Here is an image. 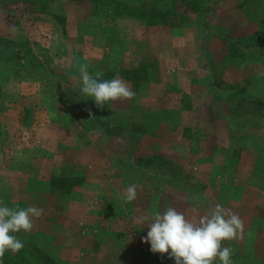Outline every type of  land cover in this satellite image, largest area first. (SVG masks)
<instances>
[{
    "label": "crops",
    "instance_id": "1",
    "mask_svg": "<svg viewBox=\"0 0 264 264\" xmlns=\"http://www.w3.org/2000/svg\"><path fill=\"white\" fill-rule=\"evenodd\" d=\"M96 2L99 0H52L44 12V23L51 25L46 28L53 29L45 32L44 28V39L57 37L60 44L52 50L46 46L44 53L57 55L58 66L67 55L74 57L84 54L90 74L102 73L101 79L105 80L122 79L135 93L130 100L109 101L102 108L95 105L92 97L84 95L86 111H105L112 120L108 135L115 124V136H107L106 130L101 128L96 130L93 127L85 131L86 126L81 125L82 117L73 113L75 126L67 136L84 137L98 132L111 142L107 145L102 143L103 148L98 141L90 139L88 144L83 142L71 148L64 140V123L58 119L52 128L53 114L43 107V101L35 93V86L43 81L42 77L33 79L14 73L5 79L0 78V194L1 186L8 185L11 202L20 203L22 208L30 206L34 198L57 197L65 200L61 201L62 206L56 208L58 211H52L57 212L58 216L63 213L61 218L50 223L33 218L34 226L30 231L44 236L37 244L41 248L44 241V248L53 262H89L90 254L98 245L99 238L96 236L102 231L104 239L120 235L122 249L136 255L135 243L130 242L129 228H126L130 222L128 216L134 211L135 200L125 203L119 199L122 191L117 193L116 202L113 203L117 207L106 217L108 220L121 219L112 224L111 220L108 224L103 223L104 227H98L100 233H94L97 231L93 227L95 219L108 207H113L106 198L102 203L103 208H99L101 211H88V208L84 211L83 216L87 215V222L92 224L89 223V231L84 230L82 235L73 227L80 218L79 213H75L70 200L67 201L69 197L74 198V191L70 195L60 194L59 191V194L52 196L51 190L44 195L29 190V184L34 180L43 186L47 182L53 183L54 179L64 183L70 163L76 167L73 174L77 182L80 180L79 183L85 180L89 185L99 182L113 184L115 178L107 175L101 177L105 173H99L97 169L94 173L90 169V174L85 178L79 175L81 163L76 162L77 154L75 156L74 152L87 148L90 156L94 157L91 161H99L95 152L102 148L106 152L111 151L107 153L111 156L115 151L114 138L120 141L117 144L120 151L135 154L139 159L137 167L143 174L138 182H157L164 164L184 174L189 173L187 178L183 177L190 187L189 192L161 191L155 186L159 193L172 195L171 198L180 197L185 203L193 204V200L203 199V196L204 201L210 196L217 198L226 183L231 182L233 186L225 199L230 194L231 199L234 192L249 195L241 196V200L253 197L255 201L252 204L246 202L241 205L237 199L235 202L241 205L237 211L239 215L262 217L258 224L243 228V235L248 239L251 262L255 263L258 259L261 261L259 264H264V209L260 210L255 205L257 201L264 200V167L260 169L256 160L243 158L244 154L255 149L258 141L264 144V0H135L131 4L137 9L132 13L116 9V0L102 11L98 8L101 5L97 7ZM21 5L25 7L27 4L25 1L0 2V55L4 53L1 40H16L15 26L25 19L18 11L17 14H9L12 8ZM87 5L90 11L83 14L80 10L84 11ZM141 5L166 14L142 13L138 9ZM74 37L82 39L87 48L81 51L79 46H69L67 40ZM44 66L48 67L46 64ZM61 71L64 74L72 73L71 85L78 92L81 86L78 68L70 63L62 66ZM46 79L44 75V84L48 83ZM17 88H20L19 93ZM2 102L7 104L5 109H1ZM26 108L31 109L28 124L25 123ZM192 153L196 155L191 156ZM216 154L219 156L216 157ZM45 155L50 157L45 158ZM100 160L96 165L110 167L108 162H102L103 157ZM104 161L107 160L104 158ZM255 167L259 168L257 171L261 170L259 174L254 171ZM191 178L199 179L198 184L203 186V190L193 187ZM208 184H212V188ZM255 188L259 189L255 192ZM93 190L96 193L99 191L94 185ZM136 198H141L140 192H137ZM161 198L158 194L154 198V204L157 200L158 206H154L151 214L165 210L160 206ZM193 209L194 218H197L196 213L206 212ZM139 213L145 214L143 211ZM123 232L124 237L120 234ZM22 236L19 235L20 238ZM51 246L59 252H54ZM135 246L138 247V244ZM8 252L4 254L2 264H15V253ZM24 254L27 259L29 257L30 263L37 264L38 260L30 253ZM47 258H44L46 263L49 262ZM38 264L45 263L39 261Z\"/></svg>",
    "mask_w": 264,
    "mask_h": 264
},
{
    "label": "rangeland",
    "instance_id": "2",
    "mask_svg": "<svg viewBox=\"0 0 264 264\" xmlns=\"http://www.w3.org/2000/svg\"><path fill=\"white\" fill-rule=\"evenodd\" d=\"M18 1H25L27 5L25 7L24 5H21L19 7L12 8L13 11H9V14H17L16 12L18 11V14L25 16V19L21 20L19 26H15L16 24L15 22H13V25L16 27L15 31L17 30L16 40H13L11 38L10 39L3 38L1 40V47L3 48L4 53L0 55V78L5 79L7 75L14 73H16L18 76L28 75L31 76L33 79H38V77H42L43 81L35 86L36 87L35 93L43 101L42 103L43 107L45 106L46 108H48L53 114L52 128H54V126L56 125L55 121H58V119L61 120L62 124L64 123V127L66 128L65 131L66 134H64L65 142L68 143V145H70L71 148L73 147V145L79 143L88 144L89 143L88 141H90V139L94 141H98V143H100L102 147H103L102 143L107 145L108 143L111 142L108 140L109 138L107 136L111 134L114 135L116 132V129H114L115 124H113V129L111 131L109 129V135H108V128L112 126L111 125L112 120L111 121L109 120V116L105 111L96 113L98 119L97 126L95 125L96 123L95 124L93 123L92 119H87L85 115L81 114L80 112L82 111L86 112L85 102L83 101L75 106H73L70 102L72 98V93L73 94L75 93L74 92L75 89L71 85V81H70L72 73L70 72L64 74L61 71L62 66H65L70 63H72V66L75 65L76 67L80 63L87 64L88 60L86 55L78 54V55H74V57L72 54L67 55L65 56L62 62L60 61L59 63L60 66H58L59 59L57 58V55L44 53V49L46 48V46L47 48L52 50V49H57L58 44H60V41H57V37H53L54 39L52 37L51 38L46 37V39H44V28H46L47 26H51L50 24L44 23V12L48 10L47 5L52 0H0L2 4H5V2H18ZM113 1L115 0H99V2H96L98 3L96 4V6L98 7L100 4L101 6L98 8L102 11L108 4H110ZM80 11L83 14H85L87 11H90L89 5L84 6V11H82V9ZM68 27L72 28L70 25H68ZM52 29L46 28L45 32L52 31ZM25 34L29 35V37ZM24 36H27V39H24L25 38ZM67 43L69 44V46H73V45H75V47L79 46L81 51H83L84 47L87 48L86 47L87 44L82 39L78 40L75 37L73 40L72 39L67 40ZM44 64H46L48 67L44 66ZM87 69H89V66ZM63 74L64 76H62ZM44 75L47 77L46 79L48 80L47 84L46 83L44 84ZM17 90H18L17 93H19L20 88L19 89L17 88ZM77 94L79 97H81V99L85 98L83 94H80L78 92ZM1 105H2L1 109H5L7 104L2 102ZM25 110L27 115V119L25 120L26 121L25 123L28 124L30 123L28 117L30 115L31 109L26 108ZM73 113L78 117L79 116L82 117V119H80L82 121L81 125L84 124V126H86L84 128L86 129L85 131H89L91 130V128L93 129V127L97 128L96 130H99V128H101L103 130L104 129L106 130L107 136H104L103 134H98V132L96 133L91 132L89 136L84 135V137L83 135L67 136V134H69L68 133L69 130H73L72 127L75 126V123L72 118ZM105 137H107V139ZM118 142L120 143V141H116L113 138L112 143L115 151L112 152L111 156L110 155L108 156L107 154L110 153L111 151L107 150L106 152L102 148L99 150L98 153L95 152V154H97L96 157L99 161L96 160L91 161V158L94 160V157L90 156L91 152L87 148L82 149L80 152H78L77 150L74 152L75 156L77 154L75 159L76 162L78 164L81 163V168L79 169L80 171L79 170L78 171L80 172L79 175H81L82 177L85 178L86 175L90 174L89 173L90 169L93 173L94 170L97 169V172L99 173L100 172L102 173L104 171L105 174H101V177L102 175H107L112 178H115L113 184L110 183L107 184L104 182H99L97 184L93 183L94 187L97 190H99L97 193L93 190V185H89L87 182H85V180L80 183H79L80 180L77 182L73 174V168L76 167L72 165V163H70L69 165L70 167H68L67 169L66 172L67 181H65L64 183H58L56 179H54L53 183L48 184L47 182L46 184H44V186L42 184L40 185L36 180H34L32 183L29 184L30 191L33 192L39 191L43 195L47 193L46 191H50V190L52 191V193L50 194L52 196H54L53 194H57L59 191L60 194L64 193L69 195L70 193H72V191H74L73 192L74 198L69 197L67 201L70 200L71 208L75 210V213H79L80 218L74 223L73 227L74 230L75 229L79 230L80 233H82V235L84 233L83 232L84 230L89 231L88 229L91 227L90 224H92L90 222H87L86 220L87 215L83 216L84 211L87 208L88 211L91 210L94 212H98L101 211L99 208L101 209L103 208L102 203H105L104 201L106 198H109V200L112 202L110 204L113 205V207H108L105 213H103L102 215H98V219H95L96 223L94 224L93 227L97 229V231L94 232L97 235L100 233L99 232L100 229H98V227L102 228L105 226L103 223L108 224V221L111 220L110 224H112V223H116L118 220L121 219V218H114L109 220L106 219V217H109L110 215L109 213L114 211L115 207H117V205L113 204L116 202L117 193H120V191L123 192V190L126 189V187L129 184L137 185V192L141 193V198L135 199L134 201L135 203L133 205L134 211L133 213L129 214L128 217L130 222L127 224L128 227H126L127 229L129 228L128 233L130 237L129 239L130 242L138 244V247L135 246V244H133L134 245L133 247L136 249V255L134 253H126L125 249L124 248L122 249L123 241L120 240L121 239L120 235L116 238L106 237V239H104L105 237L102 234L103 233L102 231V233H100L98 237L95 235L96 238H99V241L97 243L98 245H96V247L93 249L92 254H90L91 255L90 261L82 262L80 264H175V260L173 258H170L168 253H163V254L158 252L154 253L150 250V243L144 242L142 239L143 237L146 236L148 227L147 225L144 224L141 225L136 222L137 217L151 216V212L154 206H158L156 204L157 200H155V204H154V198L157 197V194L162 197L161 205H160L162 208L166 209L168 207H172L176 209L178 212L183 213L189 219L194 218V216L192 215L193 214L192 212L194 210L193 208L197 210H204L207 212L210 208L214 207L216 204H220L225 209L231 210L232 212L236 213L242 219L244 226L243 228H247L250 224H256V223L258 224L259 222H261L262 219L261 216L258 215L252 216L250 214L239 215L240 213L237 212L239 206L245 204L246 202H250L252 204L255 201L254 199H252L253 197L251 198L252 200L248 198L246 199L244 198L243 200H241V196L248 197L249 195H242V194L238 195L237 192H234V195L232 196L231 199H230L231 197L230 194V197L228 198L230 199L229 201H227L228 199H225L229 195L227 194V192H229L230 188L233 186L231 182L226 183L225 185L226 187L223 188V191L219 193L217 198H215L214 196L213 197L210 196L209 199L204 201L205 199L203 196V199L193 200L194 201L193 204L185 203L183 199H180V197L175 196L171 198L172 195L159 193V190L155 189V186H157L161 189V191L174 190V192L177 193L180 192V194L189 192L190 187L188 184L185 183L186 181L183 180V177L187 178L189 173L184 174L182 171L180 172L176 168L174 167L170 168L168 165L164 164V167H161V173H160L161 178L160 177L159 179L156 178L157 182L155 183L138 182V180L141 179V175L143 174L142 170L137 167L139 159L137 160V157L134 156L135 154H131L128 152L124 153L123 151H120L119 149L121 148L117 147L119 146L117 145L119 144ZM254 148H255L254 150H250V152L244 154L243 158L247 160H251V159L256 160L257 162L256 165L259 166V168L261 169L262 167H264V144L258 141L254 146ZM116 149H118V151H116ZM68 153L70 154V152ZM46 155L45 158L50 157ZM195 155H196L195 153L191 154V156H195ZM101 156L103 157L102 162L103 163L108 162V165L110 167L106 168L103 164L100 166L96 165L99 162H101L100 160V158H102ZM218 156L219 154H216V157ZM104 158L107 161H104ZM46 161L48 164H50L48 160ZM89 164L92 166L89 167L88 166ZM259 168L255 167L254 171L256 172V174H259L261 172V170L257 171V169ZM192 170L195 171L194 168ZM191 179H193V181L190 182L193 187L197 188L198 190L200 189L199 191L203 190L201 189L203 188V186L198 184V182H200L199 179L198 181H196V179L194 178ZM207 186H209V188H212V184H208ZM56 189L58 191H56ZM258 189L259 188H255V192ZM94 194H97L96 197L94 196ZM9 195L10 192L8 185L6 184L2 185L0 200H3L4 204L10 208L23 207L20 203L17 204L11 202L12 199L10 198ZM235 199L240 200L241 205L240 204L238 205V203L235 202ZM32 201L30 206H35L38 208L42 207L44 213L38 219L34 218L35 221H43V222L45 221L47 223H50L51 221L58 220L63 215V213H59L58 216L57 212L54 213L52 211L57 210L56 208L62 206L61 201L65 202L64 199L61 200L58 199L57 197L56 198L42 197V199L34 198L32 199ZM196 202H201V203L203 202L204 204L197 205ZM255 205L256 207H259L260 210H263L264 200L260 202L257 201V204ZM130 207L132 208V206ZM138 207L140 211H143L145 214L143 213L137 214L138 212H140V211L136 212V210H138ZM188 207H193V208H188ZM184 210H186L185 211L186 213H184ZM206 212L196 213V217L198 218L199 216L205 214ZM188 213H190V215H188ZM258 217L260 218V221H258ZM52 218L53 220H51ZM92 219H94V217H92ZM244 232L245 230L243 229L242 234L237 239L225 240L222 242L223 246L230 247L232 249V255L230 257L232 264H259V262L261 263V261L258 259L255 261V263L254 262L252 263L251 262L252 260L249 259L250 248L247 246L248 239L246 240V237L243 235ZM116 233H119V231H117ZM124 233L125 232L120 233L122 234V237H124ZM246 234L248 233L246 232ZM15 235H17V237L23 242V244L24 243L27 244L24 245L25 251L29 252L33 258L38 260L37 264L39 263V261L41 262L43 261V263L45 264L68 263V262L63 263L61 261L53 262L52 258L48 255L47 250L44 248V241L42 242L43 244L41 248L38 246L37 243H40L44 239V236H42L41 233H37V232L28 233V232L20 231L18 233H15ZM19 235H23V236L20 238ZM114 236H117V234H114ZM112 240L114 242L111 243ZM244 242H246V245H244ZM51 248L54 250V252L56 253L57 251L59 252V250L55 249L53 246H51ZM44 256L46 258L47 256L50 257V259L47 258L49 260L48 263L44 262V258H45ZM83 257L85 258V254L83 255ZM73 264L76 263L73 262ZM214 264H220V261L217 259L214 262Z\"/></svg>",
    "mask_w": 264,
    "mask_h": 264
},
{
    "label": "clouds",
    "instance_id": "3",
    "mask_svg": "<svg viewBox=\"0 0 264 264\" xmlns=\"http://www.w3.org/2000/svg\"><path fill=\"white\" fill-rule=\"evenodd\" d=\"M79 93L92 97L95 105L102 108L107 102L132 99L135 93L122 79H101L102 73L94 76L87 70L88 65L78 64ZM91 116V113L89 114ZM137 185L129 184L119 195L125 203L136 199ZM43 214V209L35 206L10 208L0 200V264L6 251L16 253L24 247L15 235L20 231L30 232L34 219ZM138 224L147 225L144 242L150 243L154 253H168L175 264H232V249L223 246V241L239 238L243 232L242 219L220 204L210 208L198 218H187L172 207L151 216L137 217Z\"/></svg>",
    "mask_w": 264,
    "mask_h": 264
},
{
    "label": "trees",
    "instance_id": "4",
    "mask_svg": "<svg viewBox=\"0 0 264 264\" xmlns=\"http://www.w3.org/2000/svg\"><path fill=\"white\" fill-rule=\"evenodd\" d=\"M135 0H116L117 2V5H116V9H119L120 11H128V12H135L137 7L136 6H132V2H134ZM131 4V5H130ZM145 6V5H144ZM144 6L141 5V8L139 7V11L142 12V13H145V14H157V15H162L164 16L163 14L166 12H162L160 10H155L154 8H151V7H147L145 8ZM147 12V13H146ZM75 93L73 94L72 93V98H71V104L73 106L77 105V104H80L81 102H83V99H81V97L78 96L77 92L74 91ZM79 97V98H78ZM81 114L85 115L87 119H92L93 120V123L95 124H98V119H97V114L96 113H91V116L89 115L90 113H88L87 111L84 112H80ZM95 124V125H96ZM8 251H6L5 253L7 254ZM9 253V252H8ZM24 253H29V252H26L25 251V248L23 247L21 250H19L18 252H16L13 256L16 257L15 259V264H32L30 263V259L28 257L27 259V256H25ZM27 260V261H26Z\"/></svg>",
    "mask_w": 264,
    "mask_h": 264
}]
</instances>
